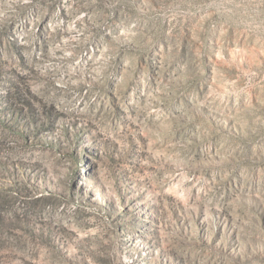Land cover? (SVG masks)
I'll return each mask as SVG.
<instances>
[{
  "label": "rangeland",
  "instance_id": "374dc122",
  "mask_svg": "<svg viewBox=\"0 0 264 264\" xmlns=\"http://www.w3.org/2000/svg\"><path fill=\"white\" fill-rule=\"evenodd\" d=\"M0 264H264V0H0Z\"/></svg>",
  "mask_w": 264,
  "mask_h": 264
}]
</instances>
